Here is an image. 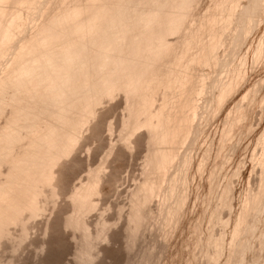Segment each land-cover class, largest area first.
Returning <instances> with one entry per match:
<instances>
[{"label":"bare ground","instance_id":"bare-ground-1","mask_svg":"<svg viewBox=\"0 0 264 264\" xmlns=\"http://www.w3.org/2000/svg\"><path fill=\"white\" fill-rule=\"evenodd\" d=\"M196 1L197 0H150L151 2L150 3L149 0H56V1H53V0H0V238L5 237L10 234L8 228L10 229L12 228V226L8 227L9 225H11L12 223H18V221L24 220L23 215L26 213V211H29L31 215L34 214L36 218L37 216L39 218V215H37L38 214L37 212L40 209L39 198L43 199L42 198L43 196L47 197L45 199L47 201L49 197L56 198L59 195L57 193L58 189H55L57 187V186L55 187V185H57L58 182L54 184L56 176L58 175L57 169H56L57 166H59L58 164L60 163L61 160H64L62 159V158H65L64 156H66V158L68 159L69 157L68 154H70V156L72 155L71 152H73V147L74 146L77 147V145L75 144H78L79 142L77 141L81 140L79 138L82 135L83 127L86 125H89V121L91 120V118H93L94 114L97 113L98 111L97 110L98 108L97 106H99L98 104L104 101L102 100L104 99V96L106 99V97L109 98L108 96H111V94L116 95L114 94L116 90H117L116 91L117 93L120 89H121L120 90L121 93L127 92V94L125 93L126 94L125 99H126L127 105L124 104L125 107L127 106L126 108H129L127 110L129 111L128 113L129 117L128 115L125 114V116L129 118V119L126 118L127 120L125 119V122L128 121L126 132H128L130 129L132 130V132L130 133L129 131L128 132L129 135L128 134L126 135L125 133V135L129 137H127L128 140L126 139V141H124V144L126 145V142L129 141L127 142V147H129L128 144L130 143L132 145L133 143L130 137L133 134V132L136 133L138 128L145 126L147 131H146V137L145 136L144 137L148 138V142H149L148 143L149 145L148 144L146 145H148V147L151 146L152 148L151 150L149 147V150H151L152 154L148 151L150 154L147 152L146 156L148 157L145 156V158H148L152 164H150L149 163L150 161L148 160V162H146V164L143 167L144 169L148 171V174H146L147 172L145 170L142 171V172H146L145 173L146 175L142 174V176H145L147 178L146 180L144 179L145 182H143V184L141 183H140L141 185L137 184L138 187L141 186L139 190L137 189L138 191L136 190L137 186L136 188L133 187L135 190L131 189L133 190L131 193L134 192L133 193L134 195L130 197L131 198L130 200H133V197H134V202H136V203L133 202V204L135 205V209L136 210L140 209L141 211V209L144 208L143 207L144 204L148 202L151 199V197H153L152 199L154 201V198H155L153 196L154 193L156 194V197H157V193L159 192L158 198L159 196L160 198L162 197L161 196L162 193L161 191H159L158 187H160L161 189L162 186L160 185L162 181L166 179L165 177L166 175H168L167 172L169 168L172 167L173 162L176 161L177 157H179L177 156L178 151L183 150L180 148L183 147L182 145L188 142L189 139L187 140V138L191 136L190 134L192 133V130H193V124L195 121L194 119H197L196 115L198 114L197 113V109H198L197 99L199 98L200 95H202L203 92H205L204 90H206L205 87L207 85V81H209V79L207 80L206 75H208L207 77L208 78L210 77L211 79V75L209 76L210 74L209 72L211 71H206L207 73L203 71L198 74H195L189 69L182 67V60L184 58L189 57L191 49L193 48V44L188 45L187 48H183V47L178 48L177 46L174 45L175 36H177L178 33L179 35H181V33L182 34L184 33L185 25L189 20H191L193 24L199 23V26H197V31L199 33L204 34L207 31V28L209 25L208 23L210 21V10L207 9L208 12L206 10L204 13L206 15L203 17L201 15L199 20L198 18H195V17L192 18L194 14L193 11L195 9L194 7L197 6L199 0L197 2ZM218 1L219 0L215 1V3L218 4L221 0L219 2ZM236 1L238 0H229L228 3L223 7V10L225 12V19L222 21V23L224 22L223 24L225 25L221 23L219 24L221 25V27L217 25L215 29L213 30V32L211 33V40L208 46L205 49H200L199 52L197 53L199 65L202 64V65L208 66L207 64H211L210 65V69H211V66L213 67V63H217V62L219 63V60L217 59V49H219L218 47L223 42V37H224L223 33L225 32L224 30L228 32L229 29L227 30L225 28H231L232 26L231 27L229 26L233 25V22L237 18L236 16H238L237 15L238 13H236V10L240 6L238 4H241L240 3L241 0L237 3ZM221 2L217 5L218 8H221V5H222ZM243 2L244 3L242 6H244L246 1H243ZM261 5H262V2L259 0H249L248 3L246 2L244 8L242 9L239 15L242 23L249 24L254 18L256 11L261 7ZM131 7L133 9H131ZM239 11L240 10H238V12ZM250 32L247 31V33H250ZM172 33L176 35L173 37ZM225 39L224 41L226 42ZM259 47L261 48L262 46L260 45L258 46V48ZM224 48L222 49L224 50ZM260 48L258 49V51H260L261 53ZM248 50L250 49L248 48ZM220 53L221 52H219V54ZM174 54L176 55V57L172 59L171 57ZM259 55H261V57L264 56L262 54H259ZM257 56H255L254 58L261 59L259 56L258 57ZM245 59H246V56H245ZM246 60L244 61L245 63H246ZM218 63L216 65L214 64L213 69L217 67ZM234 68L235 67H233V69ZM235 69H237V67ZM230 71L232 73V70ZM236 71L237 70H235V72ZM239 73H242L241 69ZM239 73L237 75L241 76V74ZM234 74L232 75L234 76ZM229 75L231 74H229L228 72L227 76L229 77ZM239 76H237V78L235 76V78L238 80V78H240ZM227 78H225V81L226 83H229L227 85H229L230 92L232 93L231 87H232V84H233L232 82L234 78L231 77L230 82L227 81ZM239 83L241 86L240 80H239ZM215 84H218V83H215ZM223 87L224 86L221 85V88ZM221 88L220 90H223ZM122 89H123V92H122ZM218 92L220 91L218 90ZM219 94H222V95H218V98L220 99L224 94V90L221 91V93ZM203 96H204V93H203ZM247 96L249 95L247 94ZM246 97L244 98L251 99L250 96L247 98ZM245 99H242L243 104L247 103V101H244ZM250 99H249V103L253 102L252 100L253 98L251 99V101ZM111 100L112 99H110L108 102H110ZM211 103H214V102H211ZM211 103L209 105H211ZM243 104H239L240 108L238 110L245 108V107H241V105ZM220 105H221V102H220ZM50 108H54V110L51 109V111H48ZM246 108H248V106H246ZM217 110L218 109H216V111ZM233 111L236 112L234 114L235 117L232 118L233 116L232 114H230L232 115L231 117L228 116L229 121L233 119L232 120L233 124L231 125V127L229 126L228 131L232 130L233 127H235L236 125H237L236 127L240 126L239 125L241 124L240 120H242V123H243L248 118L247 117L246 119H244L245 114H243V111L241 110V112H239L240 115H238L237 117V119L240 118L239 123L237 124L235 122L236 119L234 120V118H236L237 116L236 114L238 113V111H235V110ZM125 112L126 110L124 111V113ZM215 112L212 109L211 113L214 114ZM242 114L244 115L243 119H241L242 117H239V116H242ZM97 115L98 114H96L95 117H97ZM203 115H205V113ZM122 116H124V114ZM212 116H215V115H212ZM2 119L4 120L2 121ZM203 119L204 118H202V121ZM130 123L132 125L130 126L131 128L129 127ZM236 127L234 129H236ZM201 128H204V127L202 126ZM228 133L232 134L231 131L227 132V134ZM125 135L124 137H126ZM262 136L263 134L260 137L263 138ZM229 137H226V138L229 139ZM226 138L224 140L225 143L227 141ZM123 140H125V138ZM259 140L258 142L260 143L261 140L260 141ZM263 141H264V138L262 139V142H261L264 144ZM262 148L264 147L262 146ZM209 149H208L209 153H207V149L205 150L206 151L205 153H207L208 155H210V152H211L210 151L211 149L210 150ZM263 152H264V149H263ZM195 154L193 155L192 158L195 157ZM262 154L264 153L261 152L260 154V156H262V159L260 158V160L262 161H260L259 159H257V161L260 162L258 164H262L261 165L262 167L261 166L259 167L262 168L263 171L262 170L261 171L263 172L262 174H264V155ZM208 155L206 156L203 154L202 155L203 157L201 156L200 157L204 158V156H206L207 159L205 160H208ZM198 157L199 156H197V158ZM199 160L197 161L198 163H196L197 165L198 164L200 165L202 163V159L200 160L201 162ZM205 160L203 161L204 165L206 164ZM5 162L7 164V165L5 164L7 166V169L3 170L2 164ZM147 163L150 166L148 168L146 167L148 166ZM5 165L4 167H6ZM199 165L198 167L199 169H201L202 166L200 167ZM193 166H194V163H193ZM148 169H150V172ZM194 169L196 168L194 167ZM199 169L197 168L198 172H199ZM91 171L92 172L96 171V173L95 174H92V172H90L91 174L87 173V176H89V177H86L88 178V181L86 180V178H84L85 180L83 179L82 181L81 180L82 177H80L81 182H84V183H81V185L77 184L78 186L76 185L75 188H72L73 190L71 192L72 197H73L71 202H73V200L75 201L73 202L75 203L73 204V208L75 209H72L73 210L72 213H75V214H72L70 212L72 216L69 219L68 223L71 225H75V226L77 225L76 226L77 228H79V226L80 227L84 226L81 223L79 217L83 216V218L85 219V215L88 213V211H90L89 208H93L95 207L94 205L97 204V201L95 204L94 195L96 191H98L99 189L98 180H99V177H101L100 173L97 171L102 172L103 170L101 171L100 169L97 170L95 168L94 170L91 169ZM178 172H176V176ZM176 176L174 179L178 177ZM262 179H263V181L261 180L262 183L259 182L258 184L259 191H261L260 190L261 188L264 189V185H263L264 178ZM59 180L61 181V179ZM186 180L189 182L188 178H186ZM163 182H165V180ZM188 182H186V184ZM260 184L263 187H261ZM48 186L52 188V191L50 192L52 193L53 196H50L51 195L50 194L48 197V194H46L49 192V191L45 192L47 191V189H49ZM174 186L176 187L175 182H174ZM44 187H46L47 189L46 188L43 189ZM175 187H173V190ZM59 188L61 189L60 184H59ZM189 189H187V191H189ZM255 189L257 191V188ZM255 189H253V191ZM43 190H45L44 195L42 194ZM61 191L60 193H62ZM259 191L257 192L260 193ZM262 192L264 193V190ZM262 192L260 193V195L258 193H252V192L250 193H252L253 195L250 193L247 194V195L250 194V197L249 196H246V197H249L248 200L250 202H253L252 204L253 209H254L255 203H256V206H259V208L261 206L260 203L263 204V201H262L263 199L261 200L262 202L259 200V197L263 194ZM188 193L189 192H187V194ZM184 194L181 197L182 198L181 202L186 200V199L183 200ZM172 195H170V197ZM186 195H185V198L189 199L188 196L186 197ZM255 195L256 197H254ZM262 196L264 198V194ZM251 197H254L255 200ZM136 198H138L139 201L137 200L135 201ZM163 198L164 197H162V199ZM171 198L173 199V197ZM56 199H58L57 201H59L60 199L59 196ZM68 199H69V196H68ZM162 199L161 201H163ZM251 199H253L254 201ZM153 201L151 200V203H153ZM249 201L244 200L243 203H246V204L249 203L250 209H249L248 204H247L248 208L246 206L243 207V204H242L240 212L242 211V209H247V210L249 209V212L251 214L250 218L247 216V214H249L248 211L243 210L245 211V213L243 211L239 213V215H242V216L240 217L238 215L239 216V219L237 218L238 222H240L239 220L240 218L243 217V214L247 216L246 217L244 215L246 219L247 218L250 219V221L247 219L249 221L248 222L249 224L252 218H254L252 217L251 212L253 209ZM186 202L188 201L186 200ZM57 203L58 202H56V204ZM258 203L259 205H257ZM45 204H47V202ZM51 204H53L52 201H51ZM56 204L54 203L53 206ZM130 204L132 203L130 202ZM160 204H163V203H160ZM180 204H177V205L179 206ZM163 205H160V206L162 207ZM174 205H176V203ZM183 205H182V208L180 206V209L184 208ZM45 206L46 205H44L43 207ZM48 206L49 205H47V207ZM131 206L132 205H130V207ZM49 207H51V205ZM86 208L88 211L87 210L85 211ZM131 208L128 210L129 213H130V210L134 209L133 206ZM150 208L152 209V206H150ZM160 208L155 209V210L156 211L160 210ZM171 208H169L168 206V213ZM145 209L143 211L145 213L148 211L149 212L153 211V210H148V208H145ZM162 209L163 208H161V210L159 211L160 213ZM177 209L179 210V207ZM256 209L259 210L258 207ZM83 210L85 213L86 212L87 213L85 214ZM140 211H136L137 213L133 211L135 213V217L137 218V221L139 219L141 221L143 220L142 219L143 216ZM157 212H155V214ZM163 212H165V210ZM163 212L161 214H164ZM254 212H256V210ZM254 212H253V215H254ZM82 213L84 214L82 215ZM180 213H182V211ZM146 214L148 215L149 213H146ZM169 214H168V218H170ZM138 215L142 217L139 218ZM157 215L161 216L159 213ZM178 215L177 216L174 215L175 219L176 217H178ZM182 215L184 217L185 213H183ZM103 217H105L104 214L102 215V218ZM31 218H29V220H26V222L29 221L30 223L31 221H34L33 220L34 216L32 219ZM146 218L148 219V217ZM151 218L156 219V217H152V216ZM245 218L243 217L241 220L244 219L243 222H246V224L242 223V221L240 222V224L241 223L243 225L245 224L244 226H242V224L240 226L238 222L236 223L237 220L235 221L236 226H234L233 229L237 228L238 226L239 227L238 229H236V231L234 230V232L237 234V238L235 240H232L233 239L232 237L234 236L236 237V234L234 232L231 233V234L233 233L235 234L234 236L232 235L230 239L232 240V242L230 241V243L233 244V246L237 244V242L239 243L240 237L243 235L241 232L244 231L245 233L246 231L251 230ZM100 219L101 217L99 219L97 218L98 221H100ZM128 221L132 222V220H130V217L128 218ZM143 221L146 223V220H143ZM167 222L168 221H166V223ZM180 222L182 221L180 220ZM26 224H28V222ZM40 224L41 226H43L42 223ZM46 224L48 225V223ZM105 224L109 225L110 230L112 229V225L110 222L109 224L107 223ZM137 224L138 223L134 224V226L136 227L135 231L132 228H130L131 233L136 234L135 232L137 230V227H139V226H136ZM146 224L149 225L148 222ZM158 224L159 223L156 224L157 227H158ZM169 224L172 225V223H169ZM51 225L53 226V223ZM106 225H104V227L107 229L108 226ZM130 225L131 223L128 224L127 222V225L124 227L126 231L128 230L127 232H129V228L127 226L130 227ZM174 225L175 227H177L179 224L177 226L176 224ZM75 226H72V227H74L73 229L76 230ZM141 226L142 225H140V227ZM246 226H248V228ZM142 227L141 229H143ZM145 227L148 228L147 226ZM45 228L46 226L44 227V229ZM165 228L167 229V227ZM241 228H244V229H241ZM47 229H48V226L46 228V231ZM83 229L84 227H82L81 229L82 232H84ZM151 229L153 228H151L150 226V230ZM18 230L19 229H17V231ZM22 230H24L22 231L24 232L23 235H26L25 228ZM162 230L164 229L162 228ZM172 230L173 229H171V231ZM46 231L45 233H48ZM107 231L109 230L107 229ZM141 232L142 231L139 230L140 234ZM237 232L240 233L239 236ZM84 233H81V237H82V234L83 236L86 235V231ZM134 234L130 236V234L126 233V238L128 235V237H130V239L132 240ZM29 235L26 236L28 237V239H29ZM92 237H93L92 239L95 240L97 236L94 237L93 235ZM31 238L32 237H30V239ZM84 238H86V236L82 237V240ZM134 238H133V241L137 239V238L135 239ZM166 238L168 239V237ZM1 239L3 240V238ZM16 239H15V242H16ZM26 239L27 238H25V240ZM100 239L101 238L99 237V240ZM130 239H127V240H130ZM4 240H5L4 243L7 242L6 239ZM82 240L80 239V241ZM86 240L88 244H85L84 242L82 243H84V245H86L87 247H84L85 251L84 249L81 250L84 252L85 256H83V258L82 256H79L80 258H77V259L78 261L84 259V263L87 262L89 264L90 262V264L92 263L95 264V260H94L95 258L94 259H90V258L95 256V252L93 253L94 255L92 254V252L96 250V247L93 246L92 248H95V249H92L90 246H88L89 244L91 245L92 241L89 238H86ZM221 240H222V243H226L224 239H221ZM9 241L11 240L9 239L8 242ZM83 241H85V239ZM164 241L166 242L165 237H164ZM95 242H98V241H95ZM21 243H18V244H21ZM40 243L38 242V245ZM219 243H221V241H219ZM18 244H16L17 245L16 247H18ZM21 245H23V243ZM45 245L46 243L44 244V247ZM262 245L264 244L262 243ZM221 246L223 245L220 244V247H219L220 250L223 248V247L221 248ZM77 247L82 249L81 246L79 245ZM162 247H164V245ZM38 249L37 251H41L40 248ZM220 250L218 252H220ZM247 251H248V248H245L243 255H241L243 256V259L246 258ZM79 252H80L79 249L76 250L77 254H79ZM234 252L236 251L234 250ZM12 257L13 256H11V258ZM84 257L85 258L87 257L88 258L87 260L89 259L90 260L89 261L86 260L85 262ZM9 260L6 259L7 262ZM257 262L256 264H259V262L258 263ZM12 263L14 262L12 261ZM82 263H83V260H82ZM82 263L79 262V264H82Z\"/></svg>","mask_w":264,"mask_h":264},{"label":"rangeland","instance_id":"rangeland-1","mask_svg":"<svg viewBox=\"0 0 264 264\" xmlns=\"http://www.w3.org/2000/svg\"><path fill=\"white\" fill-rule=\"evenodd\" d=\"M53 1H56V0H53ZM215 1L217 0H199L197 6L194 7L195 9L193 11L194 14L192 18L195 17V18H198V20L200 19L201 15L202 17L206 15L204 13L207 9L210 10V21L208 23L209 25H208L206 33L204 34L199 33L197 31V26H199V23L193 24L191 20H189L186 23L183 34L181 33V35H179L178 33L179 36L178 35L175 36L176 34L174 33L176 32L172 33V36L173 37L175 36L174 45L177 46L178 48H182V47L187 48L188 45L193 44V48L191 49L189 57L184 58L182 60V67L189 69L195 74H198L203 71L205 72L211 71L209 72L210 74L208 73L209 76L211 75V79L210 77L209 78L207 77L208 75H206V78L207 80L209 79V81H207V85L205 87L206 90H204L205 92H203L204 96L202 93V95H200L199 98L197 99L198 117L196 115L197 119H194L195 121L193 120L194 124H193L192 133L190 134L191 136L187 138V140L189 139L188 142H186V144L182 145L183 147L180 148L183 150L178 151L177 156L179 157H177L176 161L173 162L174 165L172 164V167L169 168L167 172L168 175H166L165 177L166 179H164L165 182H163L164 181L163 180L160 185L162 186L161 189L160 187H158L159 191H161L162 193V194L160 193L161 196L164 198L162 199V197L160 198V196L158 198L159 192L157 193V197H156V194L154 193L153 195L155 197L154 201L152 199L153 197H151V199L149 200L150 202L148 201L150 205L148 202H146L143 206L144 208H142L143 210L141 209V211L140 209L139 210L135 209V205L133 204L134 197H133V200H130L131 199L130 197L134 195L133 194L134 192L131 193L133 191L131 189H134L137 186L136 190L137 189L139 190L141 186L138 187V185L140 183L143 184V182H145L144 179L146 180L147 178L145 176H142V174L144 175L146 172H147L146 174H148V171L144 169L143 167L146 164V162H148L149 160L148 158H145V156L148 151L152 154L151 152L152 148L151 146H149L151 149L149 150L148 138H145L146 131H147L145 126L144 127L140 126L141 128H138L139 126L136 127L138 128L136 133L133 132V134L130 137L133 143L132 145L130 143L128 144L129 147H127V142L129 141L126 142V145L124 144V141H126V139L128 140L127 137H129L126 135L128 134L129 131L131 133L132 130L130 129L128 132H126L128 121L125 122V119L129 117L128 115L129 111H127L129 108H126L127 106L125 107V105H127L126 99H125L127 92H123V89H122L123 93H121L120 92L121 89L119 88L120 90L118 91V93L116 92L117 90L115 91V93L113 92L116 95L111 94V96H108L109 98L106 97V99L108 100H106L104 96V99H102L104 101H102V103H99L98 104L99 106H97L98 111L97 113L94 114L93 116L94 119L91 118L93 122L90 120L89 125H86L87 127L86 126L83 127L82 135L79 138L81 140H78L77 142L79 143L75 144L77 145V147L76 146H74L75 148L73 147V152H71L72 155L70 156V154H68L69 156L68 159L66 158V156H64L65 158H62L64 160H61L60 163L58 164L59 166H57L56 168L57 174H58L56 175L58 176V178L56 176L54 184L56 182L59 183L60 181L59 179H61L59 183L61 189L59 188L58 183L57 185H55V187L56 186L58 187V188L56 187L55 189H58L59 191V192L57 191V193L59 194L57 195L60 198L59 201H57L58 199H56L58 198L57 195H56L57 196L56 198L49 197L50 194H51L50 196H53L52 193L50 192L52 191V188L48 186L49 189H47L46 188L47 186H46L43 189L46 188L47 191L43 190L42 194L44 195L45 192L49 191L48 193H46L48 194L49 199L46 201L45 199L47 197H44L43 195H42L43 199L39 198L40 202L42 201L41 203L39 202L40 209L37 212L38 213L37 215H39V218L38 216L36 218L34 214L31 215L29 211H26V213L23 215L24 222L18 221L19 224L12 223L11 225L8 226V227L12 226V228L10 229L8 228L10 232L9 234L10 237L9 235H7L5 237H1L3 238V240L0 238V264H76L77 262H78L77 264H79V262L82 263V260L84 263V259L78 261L77 258H80L79 256H82V258L83 256H85L84 252L81 250H83L84 247H87L86 245H84V243L88 244L86 238H89L92 241L91 245L89 244L88 246H90L91 248L93 246L96 247V250L92 252V254L95 252V256L90 258V259L95 258L94 259L95 264H154V263L155 264L157 263L158 264H241V263L250 264L251 262H252L251 264H256L258 260H259L258 261L259 264L260 263L264 264V245H262V243L264 244V198L262 196L264 194L262 192L264 189L259 188L261 191L258 190V184L259 182L262 183L261 180L263 181L262 178H264L263 176L264 174H262L263 173L262 168L259 167L262 164H258L260 162L257 161V159L259 160L260 158L262 159V156H260L261 152L264 153L263 152L264 148H262V146L264 147V144L261 143L262 139L264 138V56L261 57V55H259V54L264 55L263 54L264 53V50H263L264 43H262L264 42L263 40L264 39V16H263L264 15V4H263L264 0H259L262 2V5L256 11L254 18L251 21L252 23L250 22L249 24L242 23L240 16H239L246 2L248 3L249 0L236 1V3L239 1L241 3V4H238L241 6V8L239 6L238 7L239 9L237 8L236 10V13H238L237 14L238 16L236 17L238 19L236 18L235 21L233 22V25L229 26V27L232 26L231 28H225L227 30L229 29L228 32L223 29L225 31L223 33V36H224L223 42L220 45L221 47L219 46L218 47L219 49H217V59L219 60V63L218 62L217 63L219 66L217 65V67L213 69L214 64L215 65L217 64V63H213V67L211 66V69H212L211 70L210 69L211 64H207L209 68L206 65H202V64L199 65L197 53L199 52L200 49H205L208 46L211 40V33L213 32L215 27L219 25L220 23L221 24L224 23V22L222 23V21L225 19V12L223 10V7L228 3L229 0H221L222 2L219 0L222 3L221 8L217 7V5L220 2L218 1L219 3L217 2L218 4H216ZM243 1H246L244 6H242L244 3ZM131 9L133 8L131 7ZM238 10L240 11L238 12ZM219 27H221V25H219ZM234 30L236 31V33ZM247 31L248 32L251 31V32L247 33ZM224 39L226 40V42L224 41ZM223 45L225 48L223 47ZM260 45L263 47V49L262 47L261 48L259 47L261 50V53L260 51H258L259 49L258 46ZM222 48H224V50ZM248 48L250 50H248ZM219 52L221 53L219 54ZM256 54L261 59L257 58L258 56ZM245 56L247 60L245 59ZM255 56H257L256 57L257 59L254 58ZM175 57L176 55L174 54L172 55L171 58L174 59ZM245 60H246V63L244 62ZM233 67L235 68L237 67V69L235 68L233 69ZM239 68L241 69V72L243 74L239 73L240 71ZM230 70H232V73ZM235 70L237 71L235 72ZM228 72L229 74H231L229 75V77L227 76ZM238 73L241 74V76L237 75ZM232 74H234V76ZM230 76L234 78L233 82L231 81L233 83L232 87L230 86L232 93L230 92L229 85H227L229 83H226L225 81V78L228 77L230 79L227 78V81L230 82L231 80ZM235 76L236 78L237 76H239L240 78H238L237 80ZM239 80L241 82V86H240ZM215 83H218V84H215ZM221 85L224 87L221 88ZM220 88L224 90V94L219 99L218 95H222L219 93L223 91V90H220ZM218 90L220 92H218ZM247 94L251 97V99L253 98L252 99L253 102L249 103L250 98L249 99L244 98L247 96ZM110 99L112 100L108 102ZM242 99H245L244 101H247V103H244L245 106L243 104ZM219 101L221 102V105ZM211 102H214V103H211ZM210 103L211 105H209ZM239 104H243L241 105V107H245L241 109L243 111V114H245L244 119H246L247 117L248 118L243 123H242V120H240L242 125L239 124L240 126L238 127H236L237 126L236 125L235 126L236 129H234L235 127L232 126L234 131L233 129L229 130L231 131L232 134L228 133L229 134L228 135L227 132H229L228 131L229 126L231 127V125L233 124L232 122L233 119L232 120L230 119L231 121H229L228 116L231 117L233 115L232 116L233 118L235 117L234 114L236 113L233 110L238 111V113L236 114L237 116L236 118H234V120L236 119L235 122L237 124L239 123L240 118L237 119L238 115H240L239 112H241V110H238L240 108ZM246 106H248V108H246ZM215 108L218 110L216 111ZM51 109L54 110V108H50L48 111H51ZM212 109L214 110V112L216 111L217 114L216 112L214 114L211 113ZM125 110L126 112L124 113ZM204 113L205 115L207 114L206 117L205 115H203ZM96 114H98L97 117H95ZM123 114L124 116H122ZM125 114L128 115V117L125 116ZM243 114L242 116H239V117H242L241 119H243V116H244ZM210 115L211 116L215 115V116L211 117ZM202 118H204L203 121H202ZM3 120L4 119H2V121ZM130 126H132L131 123L129 127ZM202 126L205 129L201 128ZM262 134H263L262 136L263 138L260 137ZM124 135L126 137H124ZM223 136L225 138L230 136L229 139L226 138L227 139L226 143L224 142L225 138ZM124 138L125 140H123ZM258 140L260 141V143L258 142ZM206 149H207V153H209L208 149L211 151L210 155L205 153ZM194 154L196 158L195 157L192 158ZM203 154L206 156L208 155V160H205L207 159L206 156H204V158H201L203 157L202 156ZM197 156L199 157L197 158ZM199 159L200 160L202 159V163L200 165L198 164L200 167L202 166L201 169H199L198 165L196 164L198 163L197 161ZM204 160L206 163L205 165L203 163ZM149 163L152 164L151 161ZM193 163H194V166H193ZM5 164L6 162L2 164L3 170L7 169V166H6L7 164L6 165ZM202 164L204 165V167ZM4 165L6 167H4ZM147 165H148L146 166L147 168L150 167L148 163ZM194 167L196 169H194ZM95 168L97 170L99 169L101 171L103 170L102 172L97 171L100 173V176H101L99 177V180H98L99 189L98 191H96L94 195L95 204H96V201H97V204L96 205L93 204L95 207L89 208L90 211H88L86 208L85 211L86 210L88 211V213L86 212L87 214L83 210V212L86 214L85 219L83 218V216L82 217L80 216L81 214L79 215L80 216L79 219L81 223L84 225L81 227L79 226L80 228L79 230V228L76 227L77 225L75 226V225H71L68 223L72 214H75V213H72L73 211L72 209H75L73 208V204H75L73 202L75 201L73 200V202H71L73 199L72 194H71L73 190L72 188H75L77 184L81 185V183H84V182H81V180L83 181L84 178L89 177L87 176V173L91 174L90 173L92 172L91 169L94 170ZM197 168L199 169V172ZM193 169L196 173L193 171ZM144 170L146 172H142ZM148 170L150 172V169ZM93 172L92 174L96 173V171L94 173ZM176 172H178L177 174L178 177L176 176ZM175 176L177 177L176 179H174ZM80 177H82V179ZM186 178H188L189 182L186 180ZM86 180L88 181V178H86ZM173 181L175 182V185L177 188L174 186ZM186 182L188 183L186 184ZM187 185H189L190 187ZM173 187H175L174 188L175 192L173 190ZM261 187L263 186L261 185ZM255 188H257V191H259L260 193L261 192L263 193L261 195L262 197L261 196L259 197L257 195L260 201L263 199L262 200L263 204L259 202L261 205L260 208L259 206H256V203L254 202L255 203L254 209L256 210V212H254L255 210L252 207L253 202H250L248 200V198L250 197V194L258 193ZM187 189H189V191H187ZM253 189L255 190L253 191ZM60 191L62 193H60ZM183 192L184 193L186 192V193L184 194ZM187 192H189L188 193L189 195L187 194ZM248 193L250 194L247 195ZM260 193L258 194L260 195ZM183 194H184L183 200L186 199L188 202H186V200L181 202L182 200L181 197ZM170 195H172L171 197H173V199L170 197ZM185 195L186 197L188 196L189 199L185 198ZM68 196H69V199L71 200L68 199ZM246 196H249V197H246ZM254 197H256V195ZM254 197H251V198L254 199ZM161 199L164 202L161 201ZM136 200L139 201L138 198H136L135 201ZM151 200L153 201V203H151ZM244 200L249 201L251 203L250 205L252 209L254 210V211L252 210L251 213H252V217L254 218H252L249 224L248 222L250 221V219L247 218L249 220L248 221L245 218L246 215L243 214V217L247 221L249 228L251 230H248L245 233L244 231L241 232L243 235L240 237L239 243L237 242L238 245L235 244L233 246V244H231L230 241L232 242V240H235L237 238V234L234 232V230L236 231V229H238L239 226L235 229H233V227L236 226L239 216L240 217L242 216V215H239V213H241L243 210L245 211L247 210V209H242V211L240 212L242 204H243V207L244 206L247 207V204L249 206V203L247 204L243 203ZM51 201L53 204L54 203L56 204V202L58 203L53 206V204H51ZM46 202L47 204H45ZM130 202L132 204H130ZM42 203L46 206L43 207L44 205ZM160 203H163L165 205L160 204ZM175 203L176 205H174ZM259 203L257 205H259ZM177 204H180V205L178 206ZM47 205L49 206L51 205L52 208L49 206L47 207ZM130 205H132L135 210L134 209L130 210V213H129L128 210L132 207V206L130 207ZM160 205H163L165 209L163 206L161 207ZM182 205L184 208L180 209V206L182 208ZM150 206H152V209L150 208ZM159 206L163 208L161 213L165 210V212H163L164 214H161L159 212L161 210ZM168 206L169 208L171 207L173 208L169 210L170 214L168 213ZM177 206L179 207V210L177 209L178 208ZM257 207L259 210L256 209ZM145 208H148V210H153V211L146 212V213H149L147 215L145 212H143ZM159 208L160 210H157L158 211L157 212L155 209H159ZM249 209H250V206H249ZM249 209L247 210L249 214L247 213L246 214L250 218L251 214L249 212ZM180 210L182 211V213H180L181 212ZM133 211L135 213H137L136 211H140L143 217L138 215L139 218L142 217V219L146 220V223L148 222L149 225L146 224L143 220L142 222L139 218H138L139 220L137 221V218L135 217V213ZM245 211L243 212L245 213ZM101 212L104 214L105 217L102 218L103 214ZM120 212H122L123 214ZM155 212L157 213L155 214ZM253 212H254V215H253ZM84 213H82V215ZM158 213L161 216H158L157 215ZM183 213H185L184 217L182 215ZM168 214L170 218H168ZM178 214L180 215V217ZM145 215L146 217H148V219L145 217ZM174 215L175 216L178 215V217H176L175 219ZM33 216H34V219H33L34 221H31L30 222L31 224L29 223V221H27L28 224H26L27 223L26 220H29V218L31 217L33 218ZM151 216L156 217V219L155 218H154L155 220L152 219ZM100 217H101L100 219L101 222L97 220V218L99 219ZM127 217L128 218L130 217V220H132V222L128 221ZM242 218H240L239 221L240 222L242 221V223L246 224V222H243L244 219L241 220ZM180 220L182 222H180ZM108 221L112 225L111 230L109 229L110 228L109 225L105 224V223L109 224ZM166 221L168 222L166 223ZM38 222L42 223L43 226H41V224ZM45 222L48 223V225ZM127 222L128 224L131 223L130 227L127 226L129 228V232H127L128 230L126 231V229L124 228L127 225ZM240 222H238V224L241 226L242 223L240 224ZM50 223L51 224L53 223V226ZM136 223L142 226L144 225L143 227L141 226L143 229L145 226H147L148 228L145 227V229L143 230L141 229L140 225L137 224L136 226H139V227H137V230L135 232L136 234L131 233L130 228H132L135 231L136 227L134 226V224ZM151 223L154 226H156L157 223L159 224H158V227L157 226L154 227L151 225ZM169 223H172V225ZM103 224L108 226L107 229L109 231H107V229L104 227ZM174 224H176V226L179 224L180 226L178 225L177 227H175ZM244 225L242 224V226ZM20 226L22 227V229L25 228L26 235H23L24 232L22 231L24 230H22ZM45 226L46 228L48 226L47 231H46V228L44 229ZM72 226H75L76 230L73 229L74 227ZM150 226L153 229L150 230ZM82 227H84L83 229L84 232L86 231V235H85L86 238H84L85 241H83L84 239L82 240V237H85L83 236V234L81 237V233H84L81 230ZM165 227H167V229ZM246 227L248 228V226ZM162 228L164 230H162ZM170 228L173 230L171 231ZM244 228H241V229H244ZM17 229L19 230L17 231ZM139 230L142 231L141 234L139 233ZM45 231L48 233H45ZM124 232H126L127 234H130V236L134 234L133 238L135 236V238L137 239L135 238L134 239L135 241L136 240L137 241L136 242L133 241L132 237H131L132 238L131 240L130 237H128V235L126 238V233ZM232 232L236 234V237L234 236L235 235L234 233L231 234ZM239 234L240 233H238V236ZM28 235H29V239L28 237H26ZM93 235L94 237L97 236L95 240L92 239ZM232 235L235 238L232 237L233 239L230 240ZM11 237L13 238V240ZM30 237L32 238L30 239ZM99 237L101 238L100 240H99ZM164 237H165L166 242L164 241ZM166 237H168V239ZM25 238H27L28 240L27 239L25 240ZM220 238L224 239L226 243H222V240ZM4 239H6L7 242L4 243L5 241ZM9 239L11 241L8 242ZM15 239H16V242H15ZM80 239L82 241H80ZM127 239H130V240H127ZM76 240L78 241V243ZM21 241L23 245H21L22 244ZM95 241H98V242H95ZM219 241H221V243H219ZM38 242L39 243L41 242L43 244L40 243L38 245ZM18 243H21V244H18ZM45 243L46 245L44 247ZM16 244H18V247H16L17 246ZM77 244L81 246L82 249L78 248ZM220 244L223 245L221 246V248L223 247L221 250L219 249ZM163 245L165 248L162 247ZM76 247L80 251L79 254L76 253V250H78ZM12 248L14 251L12 250ZM38 248H40L41 251H37ZM245 248H248V251L246 254V258L243 259V256L241 255H243ZM92 249H95V248H92ZM219 250L220 252H218ZM234 250L236 252H234ZM11 256L13 257L11 258ZM6 259L7 260L10 259V260L7 262ZM87 259L88 258L86 257L85 262ZM11 260L14 263H12Z\"/></svg>","mask_w":264,"mask_h":264}]
</instances>
